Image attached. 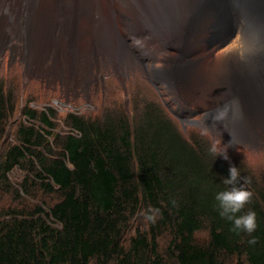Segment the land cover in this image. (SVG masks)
I'll return each mask as SVG.
<instances>
[{
	"label": "trees",
	"instance_id": "trees-1",
	"mask_svg": "<svg viewBox=\"0 0 264 264\" xmlns=\"http://www.w3.org/2000/svg\"><path fill=\"white\" fill-rule=\"evenodd\" d=\"M2 87L0 80V190L19 197L35 186L57 200L0 212V264H264V172L244 157L225 159L203 136L185 138L153 99H135L131 116L109 103L100 113H66L67 131L53 130L52 108L21 107L29 123L19 122L14 143L2 146L14 111ZM231 166L240 183L250 178L243 211L256 213L251 236L231 232L214 209ZM15 168L24 172L16 186ZM149 207L161 211L155 224L139 215Z\"/></svg>",
	"mask_w": 264,
	"mask_h": 264
},
{
	"label": "bare ground",
	"instance_id": "bare-ground-1",
	"mask_svg": "<svg viewBox=\"0 0 264 264\" xmlns=\"http://www.w3.org/2000/svg\"><path fill=\"white\" fill-rule=\"evenodd\" d=\"M238 1L241 9L234 33L226 0H0V5L20 8L26 59L37 65L46 49L57 54L60 47L53 44L62 41L78 59L80 52L92 56L101 47L120 61L121 69L129 56L125 39H133L144 54L156 42L164 45L171 50L167 64L172 68L166 69H173L164 82L175 83L188 97L203 95L213 111L206 117L209 123L228 117L239 124L249 117H264V89H259L264 86L260 61L264 46L257 40L264 36V1ZM224 26L230 29L221 31ZM76 58L71 61L78 62ZM178 64L183 70L174 69Z\"/></svg>",
	"mask_w": 264,
	"mask_h": 264
},
{
	"label": "rangeland",
	"instance_id": "rangeland-1",
	"mask_svg": "<svg viewBox=\"0 0 264 264\" xmlns=\"http://www.w3.org/2000/svg\"><path fill=\"white\" fill-rule=\"evenodd\" d=\"M8 6L0 5V80L3 90L6 93L11 91V99L14 98V111L7 120L6 134L2 139V146L14 143L13 134L19 122H28L20 114L21 107L52 108L56 113V126L53 130L67 131L69 129L62 123V117L66 113H95L97 111L100 113L101 109L98 108H102L109 103L108 106L112 108H117L118 104H123L122 108L131 116L134 111L135 99L143 101L153 99L162 108L164 107L165 114L174 121L185 138L196 139L203 136L204 140L210 141L219 152L231 151L234 155H240L246 158L247 163L251 165L249 167L251 171L256 174H263L264 148L250 145L253 140L251 132L254 128L259 129L258 126H255L253 122L243 121L246 134L243 137L233 136L234 138L231 137V140L227 139L229 137V125H232L227 124L229 123L228 120H231L230 118L227 117L228 119H219L218 121H212V124L209 123L206 117L212 114L213 111H211L212 107L205 101L203 95L194 94L188 97L179 86H177L178 89L174 86L167 89L165 83L154 76L156 74L151 71L152 67L166 70V72L158 73L163 81L168 80L173 74V69H166V66L172 68L171 65L167 64L169 60L167 58L171 52L168 47L156 42V47H150L148 54H144L142 48L133 45V39L129 41L125 39L124 44L129 43L127 45L129 56L124 58L122 64L124 68L121 69L120 61L111 57L101 47L97 48L92 56H89L88 52H80L81 58L78 59L69 54V51H67L69 44L62 41L53 44L60 47V49L58 47L57 54L54 51L48 53V49H46L43 60L37 65L32 60L26 59L29 53L24 45L25 23L21 10L12 4H10V8ZM112 22L110 20V23ZM116 26L114 25V28L121 32L120 27ZM229 27L224 26L220 30L226 31L230 29ZM152 38V40H157L155 37ZM218 42L221 41L218 40ZM212 47L210 50H213ZM72 48L75 49L73 46ZM80 48L84 47L81 46ZM55 55L57 58L53 62ZM73 58H76L78 62H72L71 59ZM178 59H182V57ZM173 63L175 64L176 61L174 60ZM51 67H54L55 70H51ZM178 67L174 69L176 71L183 70V67H180L179 64ZM260 76H263V73ZM166 89L169 92L181 91L186 102H188L189 112L175 104L170 106L171 93H166ZM259 89H264V86H260ZM158 92L161 93L163 100L169 105L168 108L163 106V101ZM30 100L32 101L30 102ZM174 100V103L178 102V98ZM176 111L182 112L186 119H192V113H201V116L194 120L197 122L180 123L179 116L175 115ZM206 113L207 116H205ZM249 120L254 119L249 117ZM33 123L38 124L37 121H33ZM234 140L237 141V144L231 142V145H229V142ZM9 176L11 183L16 186L23 180L24 172L19 168H15ZM32 188L30 194H20L19 197L16 195L13 197L0 190V212L8 208H30L34 205L52 204L57 200V197L53 194H45L35 189V186H32ZM205 235V231L197 233L198 237H204Z\"/></svg>",
	"mask_w": 264,
	"mask_h": 264
},
{
	"label": "clouds",
	"instance_id": "clouds-1",
	"mask_svg": "<svg viewBox=\"0 0 264 264\" xmlns=\"http://www.w3.org/2000/svg\"><path fill=\"white\" fill-rule=\"evenodd\" d=\"M212 151L221 153L227 159L225 151L219 152L214 146ZM243 183H240L241 175L236 166L229 168V175L223 179V184L230 186L224 190L217 191L214 196L215 204L214 209L218 215L227 222H230V231L239 235L241 232L247 233L249 236L256 230L257 221L256 213L249 209L244 212L246 205L251 203L253 193L245 188V185L250 184V178L244 176ZM175 206V201H171ZM144 220L150 224H155L156 220L160 217L161 211L159 208L149 207L148 209L139 213ZM249 244H255L256 238L251 237L248 241Z\"/></svg>",
	"mask_w": 264,
	"mask_h": 264
},
{
	"label": "water",
	"instance_id": "water-1",
	"mask_svg": "<svg viewBox=\"0 0 264 264\" xmlns=\"http://www.w3.org/2000/svg\"><path fill=\"white\" fill-rule=\"evenodd\" d=\"M226 2L229 3V5L227 6L228 13H229L228 16L230 15L231 32L234 33V31L236 30L237 21L239 20V17H240L241 4H240V2L238 0H226ZM258 37L259 38H257V40L259 41V45H263L264 46V36H258ZM260 61H261L262 65H263V67H264V48H263L262 52H260ZM151 71H153V73L156 74V75H154L156 78H159L160 80H162V78L159 76L158 73L164 72L165 70H163V68L152 67ZM226 111L232 112L231 109H229V107L226 108ZM259 119L262 120V121L257 122V123L259 125H264V117H260ZM228 121H229V124H232L230 126V134L231 135H235L236 133L237 134L243 133V130L236 126V124H238V123H235V121L233 119L232 120H228Z\"/></svg>",
	"mask_w": 264,
	"mask_h": 264
},
{
	"label": "flooded vegetation",
	"instance_id": "flooded-vegetation-1",
	"mask_svg": "<svg viewBox=\"0 0 264 264\" xmlns=\"http://www.w3.org/2000/svg\"><path fill=\"white\" fill-rule=\"evenodd\" d=\"M233 138H234V137H233ZM227 139H230V140H231V138H229V137H228ZM227 139H226V140H227ZM221 142H223V141H221ZM231 142H233L234 144H237V141L234 140V141H230V142H229V145H231Z\"/></svg>",
	"mask_w": 264,
	"mask_h": 264
}]
</instances>
